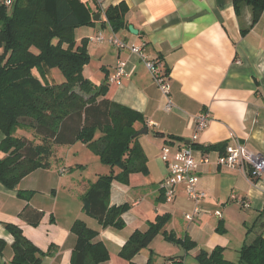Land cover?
Wrapping results in <instances>:
<instances>
[{
    "label": "crops",
    "instance_id": "0c3cea01",
    "mask_svg": "<svg viewBox=\"0 0 264 264\" xmlns=\"http://www.w3.org/2000/svg\"><path fill=\"white\" fill-rule=\"evenodd\" d=\"M120 2L127 7L126 26L114 30L106 22L105 10ZM85 4L92 16L101 13V19L74 30L77 43L87 38L90 59L96 62L94 72L87 64L82 74L96 85L106 84L105 97L143 116L134 126L146 155V171L131 173L127 182H111L108 204L129 207L122 215L123 228L102 227L84 211L81 197L109 167L97 165L90 175L74 173L71 165L58 163L70 158L77 168L83 165L78 153L86 145L76 141L56 146L49 167L35 169L14 188L0 182V240L4 241L0 264H11L13 256V237L4 223L19 226L44 252L53 246L40 264H71L76 242L71 226L77 220L97 231L94 241L108 250L109 259L100 264H129L119 255L126 240L134 231L145 232L150 222L164 214L169 216L165 231L179 238L189 236L196 244L184 250L182 264H199L195 259L199 250L216 246L223 247L226 259L236 261L244 243L257 235L264 237V174L252 183L244 170L220 166L216 158L226 145L237 141L264 155V9L253 22L251 8L243 5L236 12L233 0H104L102 9L94 1ZM98 34L143 45L148 58L161 62L170 82L169 95L160 91L137 54L97 41ZM118 61L124 62L125 74L119 83L110 82ZM168 99L173 104L170 109ZM201 113L208 115L209 122L196 131L193 117ZM216 144L221 147L205 148ZM184 145L192 147L196 159H206L197 168L198 188L206 196L200 216L193 221L184 216L192 208L184 185L175 186L170 202L160 188L167 177L161 149L168 146L173 152ZM74 150L77 154H72ZM236 199L249 204L241 205ZM25 209L27 217L42 213L37 225L22 216ZM120 239L125 241L122 245ZM178 252V245L158 233L132 262L146 264L151 256L150 264H174L171 258Z\"/></svg>",
    "mask_w": 264,
    "mask_h": 264
},
{
    "label": "trees",
    "instance_id": "16d2710c",
    "mask_svg": "<svg viewBox=\"0 0 264 264\" xmlns=\"http://www.w3.org/2000/svg\"><path fill=\"white\" fill-rule=\"evenodd\" d=\"M6 1L0 0V182L14 188L30 172L49 167L56 146L81 141L109 167L82 195L83 209L102 227L123 228L122 215L129 206L108 204L110 185L113 180L127 182L133 172L146 171V155L134 126L143 116L105 97L106 84L96 85L83 76V67L90 60L87 38L77 43L74 30L94 22L84 6L87 4L79 0H11L6 5ZM243 5L251 8L255 22L264 9V0H233L236 12ZM126 12L123 2L109 6L106 22L118 30L126 26ZM52 68L61 72L62 82L50 84L45 80ZM210 147L221 146L205 148ZM28 213L25 209L22 216L37 225L42 213L35 211L27 217ZM168 219L167 214L159 215L145 232L134 231L119 255L136 264L133 256L158 233L186 252L195 248L189 236L179 238L165 231ZM4 226L13 237L11 264H40L51 253L53 246L45 252L40 250L19 226ZM71 230L76 235L71 264H100L109 259L104 244L94 241L97 231L80 220ZM3 246L0 240V250ZM195 259L199 264H264V237L257 235L244 243L236 261L226 259L220 246L210 251L200 249ZM150 260L151 256L146 264ZM171 261L182 264V258Z\"/></svg>",
    "mask_w": 264,
    "mask_h": 264
},
{
    "label": "built area",
    "instance_id": "2783aa9c",
    "mask_svg": "<svg viewBox=\"0 0 264 264\" xmlns=\"http://www.w3.org/2000/svg\"><path fill=\"white\" fill-rule=\"evenodd\" d=\"M82 1L84 3L94 1L99 8L104 4V0ZM10 3L11 0L6 1V5ZM95 39L99 42H108L117 48H128L132 53L137 54L143 61L147 70L151 73L160 91L166 96L169 95L170 82L164 72L161 62L154 58H148L143 51V45L128 44L125 40L114 34L108 37L98 34ZM124 74V62L118 61L116 70L113 75L109 77V81L119 83ZM172 106V102L168 99L166 104L167 109H170ZM193 121L196 131H199L203 130L208 125L209 117L206 113H201L193 117ZM161 150V159L167 165V177L163 179L160 184L165 201H172L175 196V186L183 184L186 196L192 202L191 210L186 212L184 216L187 221H193L200 216L202 212V201L206 196V193L198 188L197 175L198 163L204 162L206 159H196L192 147L189 145L178 147L173 152H171L168 146H164ZM216 161L223 167L244 170L252 183H254L253 179L260 178L264 174V155L260 152L250 150L241 141L226 145L223 151L217 155ZM236 200L241 205L248 206L249 204L242 199ZM215 215L220 216V212L215 211Z\"/></svg>",
    "mask_w": 264,
    "mask_h": 264
},
{
    "label": "rangeland",
    "instance_id": "374dc122",
    "mask_svg": "<svg viewBox=\"0 0 264 264\" xmlns=\"http://www.w3.org/2000/svg\"><path fill=\"white\" fill-rule=\"evenodd\" d=\"M1 52H2V48L0 47V53ZM87 64H88L87 67L89 69H91L92 72H94L96 70V62L94 61V59H90ZM45 80L48 83H50V84L59 83V82H62L64 80V77H63V75L61 74V72L57 68H52L51 70H49L45 74ZM78 143H79V145H82L81 141H79ZM76 152L77 151L74 150L72 152V154H74V153L77 154ZM78 156L80 157V158H78V160H81L83 162L82 163L83 165H81V166L79 165L78 168H77L78 165H76V162L72 161L70 158H69L68 162L66 160H60L58 165H60V164L71 165V167L73 168L72 171H74V173L82 172L85 175H87V174L90 175L91 171L94 170V168H96L97 165H103L100 162L99 157L97 156V154H95V152H93V150L90 147H88V146H85V150L81 149L79 151V153H78ZM85 164H87V165H85ZM85 166H88V167H85Z\"/></svg>",
    "mask_w": 264,
    "mask_h": 264
},
{
    "label": "water",
    "instance_id": "95a60500",
    "mask_svg": "<svg viewBox=\"0 0 264 264\" xmlns=\"http://www.w3.org/2000/svg\"><path fill=\"white\" fill-rule=\"evenodd\" d=\"M100 19H101V13H97V14H95V15L92 16V20H93V21H99ZM129 30H130L131 32L136 33V31H134L131 27H129ZM145 131H146V129H145ZM178 248H179V252L176 253V254L173 256L174 258H181V257L184 256V253H185L184 248H183L181 245H178Z\"/></svg>",
    "mask_w": 264,
    "mask_h": 264
},
{
    "label": "clouds",
    "instance_id": "9594fccd",
    "mask_svg": "<svg viewBox=\"0 0 264 264\" xmlns=\"http://www.w3.org/2000/svg\"><path fill=\"white\" fill-rule=\"evenodd\" d=\"M124 242H125V241H124L123 239L118 240V243L121 244V245H122Z\"/></svg>",
    "mask_w": 264,
    "mask_h": 264
}]
</instances>
